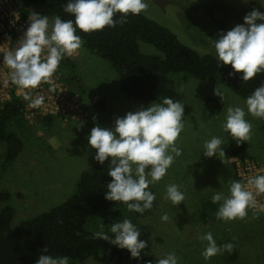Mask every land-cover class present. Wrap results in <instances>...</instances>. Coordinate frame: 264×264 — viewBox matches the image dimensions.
I'll return each instance as SVG.
<instances>
[{"label": "rangeland", "instance_id": "374dc122", "mask_svg": "<svg viewBox=\"0 0 264 264\" xmlns=\"http://www.w3.org/2000/svg\"><path fill=\"white\" fill-rule=\"evenodd\" d=\"M147 3L149 6L144 14L168 27L181 42L194 50L214 56L211 39H217L222 31L227 32L242 24L244 16L253 9L264 12L259 0H249L248 3L243 0H147ZM32 11L50 17L52 22L54 16L47 7L33 6ZM211 15L224 25L213 22ZM138 43L141 51L158 53L153 45ZM79 54L72 59L77 84L67 81L66 67L60 73L68 88L80 91L79 98L72 96L78 100L82 115L79 118L56 117L48 129L34 119L29 121L28 128L20 131L25 140L23 152L0 172V191L12 190L8 203L15 209L13 225L62 202L73 192L77 177L84 168L100 165L93 159L95 150L87 147L86 137L94 126L111 128L117 117L156 103L127 98L119 89L117 73L106 60L84 47L80 48ZM171 78L178 93L177 101L184 104V129L176 141L182 153L175 156L167 174L150 185L156 199L150 209L136 217L141 233L139 239L147 242L152 264L170 252L179 257L180 264H264V212L257 214L247 209L243 219L224 221L217 218L216 212H202L201 204L217 191L229 195L230 182L237 180L230 166L231 157L225 154L220 158H208L203 154V145L218 136L225 152L227 131L223 124L226 110L229 106H239L247 112L246 98L211 80L179 72L172 73ZM216 87L223 93L222 101L213 93ZM209 96L217 98L221 110L215 117L206 119L203 100ZM101 102L104 103L102 106ZM93 117H96L95 121ZM246 119L252 124V138L245 142L246 151L264 162V122L251 114L246 115ZM3 150L0 146V162ZM102 166L108 168V162ZM18 184H21V195L17 194ZM170 184H176L185 195V200L178 206L167 199L166 189ZM220 203L222 201L219 207ZM103 211L91 216L86 224L89 232L109 233L111 224L120 221V217L107 216ZM164 214L169 216L168 221L161 220ZM207 232L212 233L218 245L233 243L235 258L223 252L205 260L202 252L207 242L200 237ZM82 264L96 263L89 260Z\"/></svg>", "mask_w": 264, "mask_h": 264}, {"label": "clouds", "instance_id": "9594fccd", "mask_svg": "<svg viewBox=\"0 0 264 264\" xmlns=\"http://www.w3.org/2000/svg\"><path fill=\"white\" fill-rule=\"evenodd\" d=\"M243 2L248 3L249 0ZM259 3L264 6L261 0ZM148 6L147 0H68L64 11L74 19L64 20L55 16L51 23L50 17L32 12L15 48L0 52L3 56L0 64L10 69L11 83L22 90L36 89L41 83L52 84V77L62 59L72 56L82 47L78 30L89 33L105 27L114 28L125 23L130 14L139 15L146 11ZM211 40L220 66L231 65L234 70L229 76L242 73L240 79L247 82L264 72V12L253 9L244 16L242 24L227 32L222 31L217 39ZM213 93L223 100L218 87ZM24 99L29 102V107L38 108L43 105L45 97H33L26 91ZM245 105L247 112L242 107L229 106L223 124L224 130L241 142L252 138V124L246 115L264 119V84L246 98ZM183 129L184 104L168 97L160 103H151L147 108L141 107L117 117L111 128L94 126L86 137L87 147L95 150L93 159L100 165L108 162L107 174L111 181L107 183L105 199L122 202L129 211L136 213L150 209L156 199L150 185L160 181L175 156L181 155L182 149L176 146V141ZM222 144L218 136L205 141L204 156L224 157ZM250 189H254L255 194ZM259 194H264V175L250 178L247 187L232 180L229 195L219 191L212 195L214 204L222 201L217 218L224 221L243 219L247 209L255 206V196ZM166 196L174 206L185 200L184 193L176 184L167 186ZM161 220L168 221L169 216L164 214ZM110 231L114 238L105 233H99V238L126 249L131 258L140 259L147 242L139 239L141 233L137 225L125 218L112 223ZM200 239L207 242L202 252L205 260L223 252L231 253L235 247L233 243L218 245L211 232L203 234ZM35 264H69V258L40 254ZM156 264H180V260L170 252L157 258Z\"/></svg>", "mask_w": 264, "mask_h": 264}, {"label": "trees", "instance_id": "16d2710c", "mask_svg": "<svg viewBox=\"0 0 264 264\" xmlns=\"http://www.w3.org/2000/svg\"><path fill=\"white\" fill-rule=\"evenodd\" d=\"M21 1L31 9L33 6L47 7L54 17L74 19L64 11L68 0ZM26 12L25 9L24 15ZM210 17L213 22L224 25L220 19L213 15ZM77 34L83 41L82 47L97 54L112 66L118 75L119 89L134 101L160 103L165 97L177 101L178 93L171 78V74L177 72L220 83L243 98H247L264 84V72L258 73L247 82L240 79L242 73L229 76V73L234 71L231 65L220 66L216 56L210 53L201 54L184 44L168 27L143 12L139 15L130 14L125 23L117 24L114 28L105 27L103 30L89 33L78 30ZM138 41L153 45L158 53L141 51ZM65 57L57 71L61 72V69L66 67L68 70L64 75L67 81L76 85L77 77L73 75L72 70L75 64L68 56L66 59ZM69 93L79 98V90L74 92L69 88ZM27 102L24 96H12L0 106V146L4 148L0 172L5 171L24 150L25 140L20 131L27 129L29 124L25 110ZM103 104L100 103L101 106ZM220 110L217 98L209 96L203 100V116L206 119L215 117ZM56 117L63 119L59 115H37L34 121L48 129ZM262 120L264 122V119ZM225 154L227 157L238 155L254 158L247 153L246 143L234 138L230 132H227ZM230 166L235 176L232 163ZM107 172L108 168L98 164L84 168L77 177L73 192L66 199L47 210L24 218L16 225L12 223L15 209L8 203L12 190L0 191V264H35L40 254L67 256L69 264H82L89 260L96 264L152 262L148 246L141 251V257L137 260L131 258L126 249H120L100 239L98 234L88 231L86 224L91 216L100 210H105L103 213L107 216L120 217V221L127 218L135 225L137 222L138 213L129 211L126 204L105 199L107 183L111 181ZM23 183L24 181L21 184ZM20 185H17L18 195L22 194ZM201 204L202 212L217 213L219 209V203L214 204L212 198L204 199ZM35 210L36 208L33 212ZM106 230L109 231L107 228ZM106 234L114 238L111 232ZM235 255L234 247L230 258H235Z\"/></svg>", "mask_w": 264, "mask_h": 264}, {"label": "built area", "instance_id": "2783aa9c", "mask_svg": "<svg viewBox=\"0 0 264 264\" xmlns=\"http://www.w3.org/2000/svg\"><path fill=\"white\" fill-rule=\"evenodd\" d=\"M26 14L24 15V10ZM32 9L25 6L23 1L0 0V52L15 48L18 40L23 36L28 26V18ZM3 56L0 54V63ZM10 69L0 64V106L12 96L21 97L25 92H30L33 97H45L44 103L38 108L29 107L26 103V118L32 121L37 115H59L63 118H79L82 111L78 100L69 93L68 85L62 74L56 71L52 77V84L41 83L36 89L22 90L11 83ZM230 162L234 166L237 181L247 187V181L257 175H264V162L248 156H231ZM254 192V189H250ZM256 204L248 209L253 212H264V194L255 196Z\"/></svg>", "mask_w": 264, "mask_h": 264}, {"label": "crops", "instance_id": "0c3cea01", "mask_svg": "<svg viewBox=\"0 0 264 264\" xmlns=\"http://www.w3.org/2000/svg\"><path fill=\"white\" fill-rule=\"evenodd\" d=\"M79 51H80V49L77 52H75L72 56H69L71 58V61H72L73 57L75 58V57L80 56Z\"/></svg>", "mask_w": 264, "mask_h": 264}]
</instances>
